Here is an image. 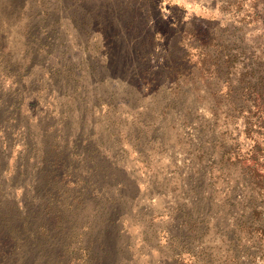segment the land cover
Returning <instances> with one entry per match:
<instances>
[{
    "label": "rangeland",
    "instance_id": "rangeland-1",
    "mask_svg": "<svg viewBox=\"0 0 264 264\" xmlns=\"http://www.w3.org/2000/svg\"><path fill=\"white\" fill-rule=\"evenodd\" d=\"M199 34L213 76L171 90L162 60ZM18 94L19 124L98 141L128 186L113 264H264V0H0V122ZM0 130L12 171L24 135Z\"/></svg>",
    "mask_w": 264,
    "mask_h": 264
},
{
    "label": "trees",
    "instance_id": "trees-1",
    "mask_svg": "<svg viewBox=\"0 0 264 264\" xmlns=\"http://www.w3.org/2000/svg\"><path fill=\"white\" fill-rule=\"evenodd\" d=\"M202 35L193 46L198 50L196 59L185 48L180 56L162 60V71L173 83L171 90L213 76V51ZM185 45L191 47L189 42ZM141 81L145 84V77ZM226 85L225 95L231 97V83ZM24 99L18 94L5 101L7 118L0 122L5 133L12 135L21 128L24 135L14 169L2 167L0 161V176L7 174L4 180L0 178V192L8 182L10 188L23 191L8 210L0 203V264H113L117 254L111 246L117 231L114 223L119 218L128 221L133 212L128 186L110 166L101 165L105 156H98L102 148L98 141L81 145V136L60 137L47 117L39 119L38 134L27 121L19 124L16 111Z\"/></svg>",
    "mask_w": 264,
    "mask_h": 264
}]
</instances>
